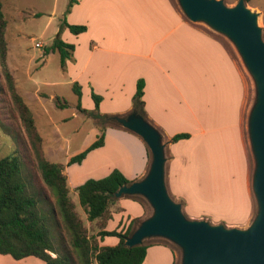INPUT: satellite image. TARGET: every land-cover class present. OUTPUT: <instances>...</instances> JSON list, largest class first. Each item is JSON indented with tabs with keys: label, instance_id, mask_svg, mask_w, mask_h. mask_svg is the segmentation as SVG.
<instances>
[{
	"label": "crops",
	"instance_id": "0c3cea01",
	"mask_svg": "<svg viewBox=\"0 0 264 264\" xmlns=\"http://www.w3.org/2000/svg\"><path fill=\"white\" fill-rule=\"evenodd\" d=\"M67 20L86 27L76 34L72 76L80 100L86 98L84 109L93 108L94 92L101 97L99 113L128 116L136 82L143 79L146 121L160 134L169 196L180 201L187 218L246 228L254 215L244 134L247 86L224 43L189 22L173 0H73ZM178 133L189 136L171 141ZM103 150L110 152L103 155L107 161L97 163V152ZM112 155L116 158L107 159ZM148 157L139 135L113 125L105 130L101 146L80 163L63 165V173L69 192L84 181L79 180L84 169L77 167L86 163L95 170L92 178L117 168L135 181L147 173ZM114 203L107 230H125L132 218L144 216V206L132 198L119 197ZM116 242L117 237L105 236L99 244ZM180 263L164 242L149 244L142 262ZM0 264L45 263L35 256L0 254Z\"/></svg>",
	"mask_w": 264,
	"mask_h": 264
},
{
	"label": "trees",
	"instance_id": "16d2710c",
	"mask_svg": "<svg viewBox=\"0 0 264 264\" xmlns=\"http://www.w3.org/2000/svg\"><path fill=\"white\" fill-rule=\"evenodd\" d=\"M248 1L250 0H244ZM72 2L73 0H70L69 6ZM62 25L74 34L86 29L84 25L68 24L66 21ZM6 26L7 20L0 0V75L6 85L11 113L19 119L25 133L34 171L25 166L19 154L0 157V254H9L14 259L35 256L45 264H142L146 249L152 242H145V238L138 245H125L126 238L140 224L139 218H132L125 230L106 229L112 216L111 206L119 198L115 196L116 191L133 180L114 168L103 177L87 178L75 187L78 203L85 213L86 220L95 223V233L88 234L85 223L76 212V204L69 195L63 165L51 162L45 157L43 139L38 132L33 113L16 90L6 63ZM73 49L74 45L64 41L58 32L51 44L44 48L43 53L57 51L63 66ZM143 86V79H138L131 111L146 120L142 100ZM73 89L78 95V109L89 113L90 111L80 106L81 93L76 82H73ZM91 97L97 110L101 97L94 92H91ZM55 100L59 107L67 105L58 97ZM117 117L110 118L114 124L121 126ZM188 136L187 133H178L171 137V141ZM103 137L104 132L98 134L86 148L71 155L67 164L80 163L90 150L103 144ZM147 150L148 155L151 154L148 147ZM37 183L46 186L52 193L53 206L50 203L48 207L42 205V186ZM120 197L132 198L143 205L140 194L124 193ZM105 236L117 237L118 242L115 245H100L99 241ZM164 243L173 250L174 246L180 248L173 242L171 243L174 246L165 241ZM50 252L55 256H51Z\"/></svg>",
	"mask_w": 264,
	"mask_h": 264
},
{
	"label": "rangeland",
	"instance_id": "374dc122",
	"mask_svg": "<svg viewBox=\"0 0 264 264\" xmlns=\"http://www.w3.org/2000/svg\"><path fill=\"white\" fill-rule=\"evenodd\" d=\"M226 6H233L238 0H222ZM70 0H2V10L7 20L5 38L7 42L6 63L13 76L17 92L33 113L38 132L43 139V150L45 157L55 163L66 167L67 158L91 144L101 132L105 133L107 128L116 125L111 120V115L99 113L95 110V103L92 97V107L88 108L89 113L80 111L77 107L78 95L73 89L72 76L75 71V57L73 51L61 65L60 55L57 51H50L44 54V48L51 44L56 33L74 45L76 34L68 31L62 25L67 20V9ZM180 13L189 21L210 34L220 39L235 59L240 71L244 76L247 86V98L244 112V134L250 158L251 174L255 169V156L252 150L248 122L252 109L257 101V84L254 76L245 65L235 44L227 35L212 28L203 20L191 21L182 10L179 1L173 0ZM245 6L257 16V25L261 28V36L264 40V0H250L244 3ZM60 30V31H59ZM79 85V84H78ZM66 102V106L56 105L55 98ZM86 98L80 100L81 108H85ZM93 111V112H92ZM95 129V130H94ZM110 153L106 150L97 152L96 162L101 159L106 162L103 155ZM11 154H19L25 166L34 171L31 156L29 154L26 136L19 119L12 115L6 85L0 75V157ZM151 162V154L148 155ZM116 156H110L109 160ZM77 165V164H76ZM77 167L83 171L79 180L83 181L92 178L95 171L92 167ZM78 166V165H77ZM42 186L44 207L54 203V197L46 186ZM69 195L76 204V212L85 223L87 233H95L94 222L86 220L83 209L79 206L75 188H71ZM254 196V194H253ZM175 201V200H174ZM144 216L139 221L149 217L153 213V207L149 201L142 196ZM177 202V201H176ZM180 202V201H179ZM53 206V205H52ZM114 203L111 209H116ZM258 210L254 197V219ZM184 213V212H183ZM186 216V214H184ZM187 217V216H186ZM165 241L172 244L170 240L151 236L145 242ZM117 243V242H116ZM172 246H174L172 244ZM178 254V262L181 260V249L174 246Z\"/></svg>",
	"mask_w": 264,
	"mask_h": 264
},
{
	"label": "water",
	"instance_id": "95a60500",
	"mask_svg": "<svg viewBox=\"0 0 264 264\" xmlns=\"http://www.w3.org/2000/svg\"><path fill=\"white\" fill-rule=\"evenodd\" d=\"M191 21L203 20L227 35L235 44L257 84V101L250 113L248 130L255 156L252 190L258 210L246 228L226 227L205 219L187 218L181 204L168 194L164 184L163 144L159 132L141 116L117 117L125 128L139 135L151 153L147 173L118 188L115 196L140 194L153 213L126 238V246L138 245L151 236L177 244L180 264H264V40L257 16L238 0L226 6L222 0H178Z\"/></svg>",
	"mask_w": 264,
	"mask_h": 264
},
{
	"label": "built area",
	"instance_id": "2783aa9c",
	"mask_svg": "<svg viewBox=\"0 0 264 264\" xmlns=\"http://www.w3.org/2000/svg\"><path fill=\"white\" fill-rule=\"evenodd\" d=\"M50 255H51V256H53V257L55 256V254H54V253H52V252H50Z\"/></svg>",
	"mask_w": 264,
	"mask_h": 264
}]
</instances>
